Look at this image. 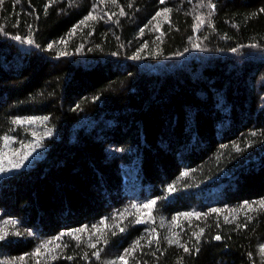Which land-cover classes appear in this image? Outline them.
Returning a JSON list of instances; mask_svg holds the SVG:
<instances>
[{
    "label": "trees",
    "instance_id": "obj_1",
    "mask_svg": "<svg viewBox=\"0 0 264 264\" xmlns=\"http://www.w3.org/2000/svg\"><path fill=\"white\" fill-rule=\"evenodd\" d=\"M27 118L51 136L0 179L8 258L264 264V0H0V141Z\"/></svg>",
    "mask_w": 264,
    "mask_h": 264
},
{
    "label": "rangeland",
    "instance_id": "obj_2",
    "mask_svg": "<svg viewBox=\"0 0 264 264\" xmlns=\"http://www.w3.org/2000/svg\"><path fill=\"white\" fill-rule=\"evenodd\" d=\"M28 121L32 122L29 123ZM79 124L82 128L84 126L90 128L94 125V120L85 118L82 119ZM17 125L21 128L18 133L5 136L0 141V168L3 169L0 171V179L32 166L37 159L43 156L44 141L51 136L50 131L45 125V121L42 119H18ZM107 151L110 152L111 148L108 147ZM140 209L142 210L140 211V218H143V221L145 222L144 219L147 216V213L151 211V207L147 209L140 207L137 211ZM222 218H224V221L233 222L235 213ZM190 222L192 221H189V223ZM158 225L162 231V241L169 243L170 245H178L181 243V239H179V236L174 232V222H171L167 216L162 215L158 220ZM12 232L13 231L9 226V223L6 222V219L0 218V237H2L0 238V241ZM56 248L57 244L54 242L43 244L37 249L32 257H27V260L8 258L4 253L0 252V264H27V261H41V264H51L54 259V256L52 255L53 249ZM257 252L259 260L264 263V244H261L258 247ZM108 264L115 263L113 260H110Z\"/></svg>",
    "mask_w": 264,
    "mask_h": 264
},
{
    "label": "snow or ice",
    "instance_id": "obj_3",
    "mask_svg": "<svg viewBox=\"0 0 264 264\" xmlns=\"http://www.w3.org/2000/svg\"><path fill=\"white\" fill-rule=\"evenodd\" d=\"M164 2V0H161V3H163ZM165 11L167 12V11H169L168 9H165ZM157 15H160V13H157ZM17 39H19L18 37H17ZM28 43H32V41L31 40H29L28 41ZM49 47L51 48L52 47V45H49ZM29 123H31L32 121H28ZM16 166H18V165H16ZM3 169L2 168H0V171H2ZM153 204L155 203V201H153L152 202ZM145 207H148V205H145ZM0 238H2V237H0ZM216 239H220V237L219 236H217L216 237ZM185 251H188V249H185ZM121 259H123L122 257H121Z\"/></svg>",
    "mask_w": 264,
    "mask_h": 264
}]
</instances>
